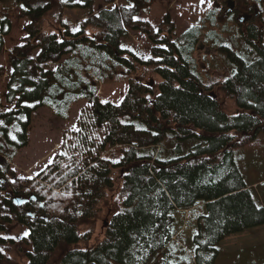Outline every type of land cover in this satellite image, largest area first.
<instances>
[{
	"label": "trees",
	"instance_id": "16d2710c",
	"mask_svg": "<svg viewBox=\"0 0 264 264\" xmlns=\"http://www.w3.org/2000/svg\"><path fill=\"white\" fill-rule=\"evenodd\" d=\"M116 1H0V55L13 10L28 19L0 87V264H216L225 226L254 217L246 195L222 196L200 206L189 239L163 197L196 165L195 189L219 195L241 176L235 148L264 133V0H211L180 41L169 13L158 26L137 18L154 0ZM67 9L83 13L77 27ZM139 29L153 42L149 56L123 45ZM205 39L220 42L226 61L206 76L197 57ZM122 80L119 104L100 99L101 83ZM82 101L50 161L19 175L11 162L36 110L68 120ZM13 224L27 235L6 236Z\"/></svg>",
	"mask_w": 264,
	"mask_h": 264
},
{
	"label": "rangeland",
	"instance_id": "374dc122",
	"mask_svg": "<svg viewBox=\"0 0 264 264\" xmlns=\"http://www.w3.org/2000/svg\"><path fill=\"white\" fill-rule=\"evenodd\" d=\"M0 1H3V3H1L2 5H10L8 0ZM119 1L120 0H117L116 2ZM210 7L207 0H204L203 3L202 0H154L151 8H149L150 10L141 12L137 18L140 20H148V22L158 26L164 19L165 14L169 13L175 21L176 26L174 39L180 41L182 34L188 27L204 23L205 14H207ZM17 13L18 9H14L10 16L12 29L5 37V47L0 55V65L4 67L5 74L2 79H0L1 89L5 81L4 79H6L10 71L7 53L16 45L22 44V39H24L26 35L23 26L28 22V19L18 17ZM65 15L73 27H77V22L84 16L79 9H67L65 10ZM48 24L55 25L56 23L53 18H49ZM232 28L233 30L231 31L236 34L237 30L234 29L235 27ZM207 29H209V25ZM224 29L227 30L228 27L225 25ZM236 37H238V34ZM152 44L153 42L149 40L140 29L131 30L129 36L123 40L124 46L132 47L142 56L150 55V47ZM218 44H220L219 41L213 42L207 41V39L199 44L200 46L197 51L198 64L199 69L203 71L202 73H204L205 76L207 74L206 70H225L226 61L225 58H223L224 55L217 49ZM127 87L128 82L124 80L115 81L113 83H101L99 92L102 91V94L99 93L100 99L102 101H110L119 104L126 94ZM84 104L85 102L82 101L76 106L74 105L68 120L57 117V115L47 107H40L36 110V113H34L32 117L30 130H28V145L21 148L15 159L11 162L19 175L33 177L50 161L53 157L52 155H54L61 146L63 131L67 128L75 127L76 120ZM235 157L241 176L233 180V187L235 190L233 193L238 190L237 188L248 187L249 190L245 192L244 196H247L250 203L254 201L252 198L253 196H255V198L257 196L259 200H264V133L260 135V139L253 145L235 148ZM201 167H204V165H196L187 170L185 172L187 175L186 183L182 186L168 188L167 193L163 197L167 210L175 217L176 228L180 230V235L184 237L196 232V214L202 204L205 202H218L220 197L222 198V196L229 194L227 193L230 189L228 185L224 188L225 191H220L218 193L219 195H215V193H200L199 190H196L193 185V176H195L196 171ZM229 181L231 182L232 180ZM257 208L260 209L258 206ZM259 220H264V215H262V218ZM258 225H260V222L248 223L247 233L249 236H247L246 240L243 242L236 240L234 244L226 245V247L234 248L235 246L249 243L253 244L256 241H264V226L257 228ZM16 226L17 225L13 224L11 226V230L13 231L8 232L6 236L20 237L25 235V229ZM241 226L242 229H244V225L242 224ZM192 245V241L188 243V246ZM260 253L261 252L258 253L259 256ZM248 254L249 252H247V254H240V259L233 256L232 259H228L227 264H247ZM262 262L264 264V260ZM225 263L226 261L220 259L216 264Z\"/></svg>",
	"mask_w": 264,
	"mask_h": 264
},
{
	"label": "crops",
	"instance_id": "0c3cea01",
	"mask_svg": "<svg viewBox=\"0 0 264 264\" xmlns=\"http://www.w3.org/2000/svg\"><path fill=\"white\" fill-rule=\"evenodd\" d=\"M231 176L227 177L223 182L228 183L230 189L228 190L227 193L231 194L233 193L234 187H233V181H229ZM238 190H236L235 193H241V194H245L246 191H248V187H242V188H237ZM234 193V194H235ZM226 194L225 196L229 195ZM254 201H252L251 207L253 208V212H254V217L252 220H250L249 224L252 222H260V225H258L257 228L264 226V220H259L262 218V215H264V200H259V198L256 196L252 197ZM215 202V201H213ZM213 202H209V203H213ZM207 203V202H205ZM257 206L260 208L258 209ZM255 207V208H254ZM188 210V209H185ZM231 225L227 224V229L225 231H223L220 235V247H221V251L219 253V256L216 260V263L218 262V260L222 259L224 261H226L225 264H227L228 259H232L233 256L238 257V259H240V254H247V252H249V254L247 255V264H263V260H264V241H260V242H255L253 244H246V245H241V246H235L234 248H229L226 247V245H232L234 244V242L237 241H245L248 233H247V226L248 223H244V229H242V224L241 223H237L236 225L233 223H230ZM177 229V228H176ZM263 233V232H262ZM177 234L180 235L181 232L180 230L177 229ZM193 234H189V239L191 238ZM179 237V236H178ZM260 253V256L258 255V253ZM263 258V259H262ZM261 260V261H260Z\"/></svg>",
	"mask_w": 264,
	"mask_h": 264
},
{
	"label": "snow or ice",
	"instance_id": "6c2138e0",
	"mask_svg": "<svg viewBox=\"0 0 264 264\" xmlns=\"http://www.w3.org/2000/svg\"><path fill=\"white\" fill-rule=\"evenodd\" d=\"M204 2V0H202V3ZM207 2H208V4H209V6H211V0H207ZM105 103H106V101H105ZM13 139H15V137H13ZM25 235H27V233H25ZM0 251H2V250H0Z\"/></svg>",
	"mask_w": 264,
	"mask_h": 264
},
{
	"label": "water",
	"instance_id": "95a60500",
	"mask_svg": "<svg viewBox=\"0 0 264 264\" xmlns=\"http://www.w3.org/2000/svg\"><path fill=\"white\" fill-rule=\"evenodd\" d=\"M231 7H232V8L234 7V3H232Z\"/></svg>",
	"mask_w": 264,
	"mask_h": 264
}]
</instances>
